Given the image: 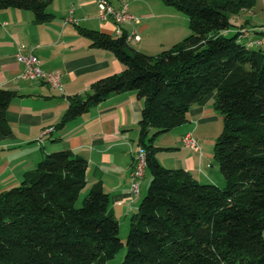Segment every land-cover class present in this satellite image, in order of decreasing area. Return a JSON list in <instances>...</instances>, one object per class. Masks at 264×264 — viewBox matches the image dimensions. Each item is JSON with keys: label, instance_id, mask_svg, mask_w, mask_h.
<instances>
[{"label": "trees", "instance_id": "1", "mask_svg": "<svg viewBox=\"0 0 264 264\" xmlns=\"http://www.w3.org/2000/svg\"><path fill=\"white\" fill-rule=\"evenodd\" d=\"M161 1L184 12L189 34L156 55L131 47L125 32L80 30L124 68L94 81L85 95L71 96L56 126L113 93L131 90L142 99L138 145L146 151L150 180L129 218L117 264H264V44L242 38L245 25L227 32L235 27L232 14L256 0ZM50 2L0 0V10H29L41 24L53 18ZM210 92L221 117L213 158L222 185L163 167L153 143L186 122L191 105ZM15 95L0 87L3 134L10 132L6 108ZM86 167L74 151H53L0 191V264H111L123 246L119 223L100 182L83 193Z\"/></svg>", "mask_w": 264, "mask_h": 264}, {"label": "crops", "instance_id": "2", "mask_svg": "<svg viewBox=\"0 0 264 264\" xmlns=\"http://www.w3.org/2000/svg\"><path fill=\"white\" fill-rule=\"evenodd\" d=\"M98 0H51V21L38 24L29 10H0V87L15 91L6 108L8 134L0 132V191L17 185L23 173L47 153L71 150L86 159V191L100 182L110 200V211L121 223L130 216L146 192L149 178L146 171L137 194L130 192L133 154L138 145V119L142 99L134 91L113 93L98 105L56 126L73 95H85L90 85L105 76L119 73L123 63L110 50L90 45L81 29H93L117 36V30L128 32L129 25L118 27L111 20L97 17ZM118 6L121 1L137 17L138 41L129 45L144 53L156 55L170 48L189 34L184 12L161 0H107ZM264 0H256L250 9L232 14L235 24L249 30L250 39L264 44L258 31L264 23L257 12ZM72 11L74 22L64 23ZM249 18V19H248ZM254 20V21H253ZM19 44L31 48L40 66L61 74L62 90L40 80L16 79L22 64L16 60ZM253 48H255L253 46ZM215 93L210 92L191 105L187 121L155 136V156L166 168L183 169L202 183L223 184L213 158V146L221 131V117L214 109ZM190 132L196 142L191 149L181 142ZM153 133L151 129L149 136Z\"/></svg>", "mask_w": 264, "mask_h": 264}, {"label": "built area", "instance_id": "3", "mask_svg": "<svg viewBox=\"0 0 264 264\" xmlns=\"http://www.w3.org/2000/svg\"><path fill=\"white\" fill-rule=\"evenodd\" d=\"M97 17L100 20H111L118 27L121 25H129L130 30L125 32L126 42H134L140 39L139 33L135 27L138 22L137 17L131 14L128 10V4L125 1H121L118 6L111 5L107 0L97 1ZM64 23L74 22L72 17V11L63 20ZM249 30L247 27H242L240 29V35L242 38L249 36ZM264 30V27H261ZM123 32L118 29L117 36L121 35ZM23 44H19L17 47V52L15 54L16 60L22 64V71L16 78L24 80H40L47 83L50 87L62 90L61 74L58 71H47L41 68L38 57L33 53L31 48L26 50ZM181 142L184 146L191 149L196 148V142L192 137L190 132H186L182 138ZM146 169V151L138 146L133 154V164L131 170V187L130 192L132 194L138 193L139 182L142 179Z\"/></svg>", "mask_w": 264, "mask_h": 264}, {"label": "rangeland", "instance_id": "4", "mask_svg": "<svg viewBox=\"0 0 264 264\" xmlns=\"http://www.w3.org/2000/svg\"><path fill=\"white\" fill-rule=\"evenodd\" d=\"M257 16H258V18H260L259 21L261 23H264V7H261V9L257 12ZM215 164H217V163H215ZM145 176H146V178L150 177L149 173H146ZM84 192L85 191H83V193ZM127 232H128V223H126V224L121 223V225L119 227V235L118 236L121 239L123 246L115 253L113 259H111V261H110L111 264H117V263L122 261L124 255H125V239H126Z\"/></svg>", "mask_w": 264, "mask_h": 264}]
</instances>
